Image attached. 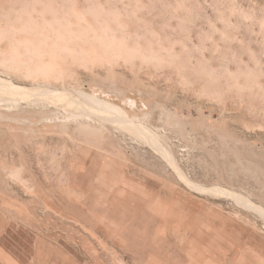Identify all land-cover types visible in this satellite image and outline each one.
Wrapping results in <instances>:
<instances>
[{"label":"rangeland","instance_id":"obj_1","mask_svg":"<svg viewBox=\"0 0 264 264\" xmlns=\"http://www.w3.org/2000/svg\"><path fill=\"white\" fill-rule=\"evenodd\" d=\"M0 264H264V0H0Z\"/></svg>","mask_w":264,"mask_h":264},{"label":"bare ground","instance_id":"obj_2","mask_svg":"<svg viewBox=\"0 0 264 264\" xmlns=\"http://www.w3.org/2000/svg\"><path fill=\"white\" fill-rule=\"evenodd\" d=\"M89 101H94V99H92L91 97H87ZM102 103V102H100ZM110 108H113V107H110Z\"/></svg>","mask_w":264,"mask_h":264}]
</instances>
